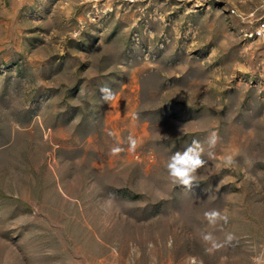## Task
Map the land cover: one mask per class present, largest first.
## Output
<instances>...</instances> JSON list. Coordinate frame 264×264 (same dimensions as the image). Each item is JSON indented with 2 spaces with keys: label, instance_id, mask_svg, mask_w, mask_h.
<instances>
[{
  "label": "rangeland",
  "instance_id": "obj_1",
  "mask_svg": "<svg viewBox=\"0 0 264 264\" xmlns=\"http://www.w3.org/2000/svg\"><path fill=\"white\" fill-rule=\"evenodd\" d=\"M193 140L207 163L188 189L165 164ZM202 232L234 239L208 253ZM262 249L264 0H0V264Z\"/></svg>",
  "mask_w": 264,
  "mask_h": 264
},
{
  "label": "clouds",
  "instance_id": "obj_2",
  "mask_svg": "<svg viewBox=\"0 0 264 264\" xmlns=\"http://www.w3.org/2000/svg\"><path fill=\"white\" fill-rule=\"evenodd\" d=\"M100 93L102 94L101 99L105 102L111 101L115 98L114 93L109 87H103L100 89ZM135 119V114L133 116ZM219 140L218 133L212 131L209 133L206 138V143L208 145L209 151L208 156L212 157L214 155L212 149L215 148L217 142ZM129 151H135L137 142L136 140L129 136ZM121 151L120 148H113V154H117ZM204 153V148L199 141L193 140L190 145H188L183 151H176L172 154L166 164V172L169 178V181L173 185H181L188 189L192 188L194 183H198V169L205 166L207 161L202 158ZM225 163L228 165H232L234 163L233 157L228 156L225 158ZM251 179V177H248ZM204 217L207 220L209 225L215 226L218 220H223L225 223L228 221L227 215H221L220 212L216 210L208 211L204 213ZM234 239L233 234L227 233L225 235V239L222 243H218L216 238L213 236L211 232H202L201 233V241L205 245H210V247H206L205 251L208 253H212L214 250L223 247L224 244L231 242ZM255 252L256 250L253 249ZM192 264H196L195 259H193ZM251 264H264V249L257 252L255 255L251 257Z\"/></svg>",
  "mask_w": 264,
  "mask_h": 264
}]
</instances>
